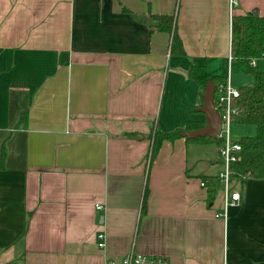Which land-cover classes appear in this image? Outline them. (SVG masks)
Wrapping results in <instances>:
<instances>
[{
  "label": "crops",
  "instance_id": "crops-1",
  "mask_svg": "<svg viewBox=\"0 0 264 264\" xmlns=\"http://www.w3.org/2000/svg\"><path fill=\"white\" fill-rule=\"evenodd\" d=\"M148 13L175 14L183 55ZM250 14L264 0H0V264H120L131 249L264 264V178L232 179L239 200L216 217L221 185L204 179L221 170L216 143L164 140L148 162L153 129L205 120L189 111L192 64L252 83L230 53L231 17ZM233 125V139L255 132Z\"/></svg>",
  "mask_w": 264,
  "mask_h": 264
},
{
  "label": "trees",
  "instance_id": "trees-1",
  "mask_svg": "<svg viewBox=\"0 0 264 264\" xmlns=\"http://www.w3.org/2000/svg\"><path fill=\"white\" fill-rule=\"evenodd\" d=\"M153 30L170 34V52L183 55L182 41L178 36L175 25V14H152L148 13L146 18L141 19ZM230 53L232 59L241 63L248 74L252 77L250 85H242L238 88V96L232 104L235 112L232 114V123L240 125H252L255 128L253 135H242L234 139L240 145L239 159L230 165L231 178L252 177L264 178V70L259 69L256 61L264 57V16L257 14L233 15L231 17V44ZM255 60V65L251 60ZM187 75L200 86L199 103L189 107L191 113L198 112L203 104L202 97L205 86L209 80L214 83L213 102L217 110V96L220 86L226 83V77L212 74L206 65L192 64ZM27 119L26 110L20 113V120ZM206 124L205 120L187 121L184 127L175 128L171 131L153 129L148 137L151 139L148 162L152 161L164 140L173 141L184 137L182 131H190L200 128ZM187 142L220 144L217 137L196 136L184 137ZM5 150L0 151V169L4 167ZM210 190H216L218 177H204ZM220 186V184H219ZM212 188V189H211ZM148 190L147 185L142 197L141 212L144 211Z\"/></svg>",
  "mask_w": 264,
  "mask_h": 264
},
{
  "label": "built area",
  "instance_id": "built-area-1",
  "mask_svg": "<svg viewBox=\"0 0 264 264\" xmlns=\"http://www.w3.org/2000/svg\"><path fill=\"white\" fill-rule=\"evenodd\" d=\"M251 64L255 65V60H251ZM238 89L231 86L229 81L220 86V91L217 96V105L220 113L221 121L217 131L216 137L220 139L218 145V159L221 164V170L217 177L221 185L222 191V211L215 213L216 217H226V211L229 207L236 205L239 200V193L234 191L231 187V170L232 162L239 159L240 145L235 142L231 136L232 114L235 112L233 107V100L238 96ZM200 185L206 187V181H201ZM97 207H100L97 205ZM97 245L103 247L105 244V234L102 231L96 233ZM107 264H116L109 261ZM120 264H175L168 258L163 256H150L130 250L121 260Z\"/></svg>",
  "mask_w": 264,
  "mask_h": 264
},
{
  "label": "water",
  "instance_id": "water-1",
  "mask_svg": "<svg viewBox=\"0 0 264 264\" xmlns=\"http://www.w3.org/2000/svg\"><path fill=\"white\" fill-rule=\"evenodd\" d=\"M214 83L209 80L205 86V91L202 97V106L199 110L204 114L206 124L200 128L190 131H182L181 135L189 138L196 136H211L216 137L218 128L220 126V113L216 110L213 102Z\"/></svg>",
  "mask_w": 264,
  "mask_h": 264
},
{
  "label": "rangeland",
  "instance_id": "rangeland-1",
  "mask_svg": "<svg viewBox=\"0 0 264 264\" xmlns=\"http://www.w3.org/2000/svg\"><path fill=\"white\" fill-rule=\"evenodd\" d=\"M236 125H232V127H231V131H232V133L234 132V129H236ZM213 144V143H212ZM213 147V146H212Z\"/></svg>",
  "mask_w": 264,
  "mask_h": 264
}]
</instances>
